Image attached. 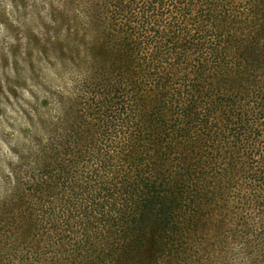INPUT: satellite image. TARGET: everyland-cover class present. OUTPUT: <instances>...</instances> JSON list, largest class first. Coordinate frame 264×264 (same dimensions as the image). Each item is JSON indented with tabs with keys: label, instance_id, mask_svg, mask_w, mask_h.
Returning <instances> with one entry per match:
<instances>
[{
	"label": "trees",
	"instance_id": "16d2710c",
	"mask_svg": "<svg viewBox=\"0 0 264 264\" xmlns=\"http://www.w3.org/2000/svg\"><path fill=\"white\" fill-rule=\"evenodd\" d=\"M237 1L245 16L223 0L69 3L65 41H53L66 62L60 130L43 145L52 116L33 122L34 182L2 201L7 252L21 264L177 263L239 168L253 178L236 189L258 206L264 0Z\"/></svg>",
	"mask_w": 264,
	"mask_h": 264
},
{
	"label": "rangeland",
	"instance_id": "374dc122",
	"mask_svg": "<svg viewBox=\"0 0 264 264\" xmlns=\"http://www.w3.org/2000/svg\"><path fill=\"white\" fill-rule=\"evenodd\" d=\"M223 1L230 11H237L243 16L247 14L244 6L237 0ZM70 2L78 7L80 0H70ZM68 10L67 6L65 12L60 14V22L65 29V35L69 27ZM65 35L60 38L62 43L65 41ZM57 50L53 40L48 39L41 42L38 37L29 34V44L27 53L23 57V65L16 59L19 55V44L12 48L13 68L17 73V78L12 80L5 76L7 92L4 91V86L0 85V97H3L0 103L6 104L15 113V116H12L7 113L6 109L0 108V116H5V123L29 143L30 137L28 136L32 134L33 122L41 112L46 115V118H50L55 113L52 101L62 94V88L65 86L63 65L66 62L56 55ZM0 63L7 68V57H0ZM19 89L27 90L33 99L24 98ZM45 101L47 104H44ZM41 104L43 106H40ZM14 120L19 122V126L13 123ZM261 158L259 155L255 156V160L259 161ZM237 159L238 156L227 160ZM240 172L241 168L236 174L237 181L233 182L228 193L220 196V202L215 207L204 210L198 220L193 222L192 234L181 243V253L177 263L166 262L165 264H224L221 249L231 244L234 239L246 240L248 242L246 247L250 248L258 258L254 264H264V199L259 201L257 207L244 203L246 193H240L236 187L238 181L239 184L243 183L247 178H253V174L245 170ZM247 196L249 193L245 197ZM2 201H0V264H14V260L20 258L21 255L16 251L7 252ZM10 257L12 259H9ZM244 259L247 257L245 256Z\"/></svg>",
	"mask_w": 264,
	"mask_h": 264
},
{
	"label": "clouds",
	"instance_id": "9594fccd",
	"mask_svg": "<svg viewBox=\"0 0 264 264\" xmlns=\"http://www.w3.org/2000/svg\"><path fill=\"white\" fill-rule=\"evenodd\" d=\"M69 3L70 0H0V57L8 59L7 68L0 63V85L4 86L5 92H7L5 76L12 80L17 78L13 68V46L19 44V55L16 59L23 65L29 34L38 37L41 42L63 38L65 29L61 25L60 14L65 12ZM19 91L27 100L33 99L27 90L19 89ZM2 100L3 97H0V101ZM0 108L6 109L7 113L15 116L6 104L0 103ZM60 122V115L52 114L46 130L41 133L43 145H48L50 139L56 136L57 131L60 130L58 128ZM13 123L19 126L18 121L14 120ZM36 153L35 146L10 128L5 123V116H0V201L14 189L34 182L33 174L39 164ZM38 178L36 175V179ZM247 243L246 240L234 239L231 244L222 248L221 258L224 264H254L258 258L250 248L246 247ZM245 256L247 259H244ZM21 259L14 260V264H20Z\"/></svg>",
	"mask_w": 264,
	"mask_h": 264
}]
</instances>
